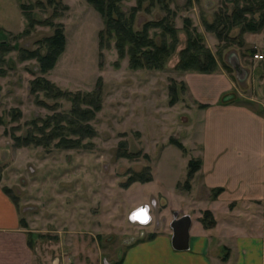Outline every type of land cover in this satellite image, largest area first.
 Masks as SVG:
<instances>
[{"label": "rangeland", "instance_id": "1", "mask_svg": "<svg viewBox=\"0 0 264 264\" xmlns=\"http://www.w3.org/2000/svg\"><path fill=\"white\" fill-rule=\"evenodd\" d=\"M14 1L0 0V15L6 19L3 25L12 31L0 27L1 179L11 188L21 218L35 231L40 248L52 255L73 252L82 260L88 257L91 264H114L128 245L152 234L148 226L128 220L131 211L141 205V197L152 202L151 195H157L154 199L162 209L160 195L186 187L189 161L200 148L192 127L196 105L183 85L184 72L176 68L187 35L180 30L179 45L165 69L132 70L127 58L118 61L114 47L100 49L98 34L104 20L86 0H57L56 4L19 0L31 5L39 20L25 34L27 22ZM166 2L176 12V25L182 28L184 18H191L216 53L219 40L206 30L204 21H214L223 6L232 10L234 4L229 0ZM134 4V0L125 2L126 7ZM144 8L137 14L138 28L167 14L159 0H146ZM52 23L64 24L67 45L55 68L43 74L36 59L23 60L21 54L24 49L38 48L40 40L53 34ZM233 32L239 35L240 28ZM244 40L243 47L236 43L227 48L225 57L228 60V54L236 51L248 77L242 82L234 69L228 73L233 74L241 101L263 103L264 59L255 63L248 49L259 51L264 30L245 33ZM37 76L72 92L91 91L102 78L103 108L92 121L96 136L84 139V145L76 148L56 146L59 138L48 146L20 144L18 137L29 132L40 135L38 128L45 118L72 106L68 98L54 99L43 90L32 93L31 82ZM172 85L177 93L174 104ZM172 139L181 141L186 149L172 144ZM125 149L133 156H122ZM145 171L153 175L152 181L127 185L131 175Z\"/></svg>", "mask_w": 264, "mask_h": 264}, {"label": "crops", "instance_id": "2", "mask_svg": "<svg viewBox=\"0 0 264 264\" xmlns=\"http://www.w3.org/2000/svg\"><path fill=\"white\" fill-rule=\"evenodd\" d=\"M14 3L21 6L19 0ZM5 22L1 13L0 27L11 31ZM260 43L258 52L264 54ZM183 81L196 105L192 127L200 145L194 153L201 160L200 169L184 189L160 195L163 207L153 211L156 221L148 226L155 235L128 245L118 264H264V102L241 101L233 74L222 67L213 73L184 72ZM3 180L0 264H91L88 257L82 260L73 252L63 256L57 250L52 255L40 248ZM151 196L155 200L157 195ZM148 201L141 197V205ZM206 210L215 219L211 227L201 221ZM176 213L192 218L189 247L184 250L173 246L171 223Z\"/></svg>", "mask_w": 264, "mask_h": 264}, {"label": "trees", "instance_id": "3", "mask_svg": "<svg viewBox=\"0 0 264 264\" xmlns=\"http://www.w3.org/2000/svg\"><path fill=\"white\" fill-rule=\"evenodd\" d=\"M103 17L104 28L99 31L100 49L114 47L118 53V61L128 59V66L132 70H163L168 61L175 53L179 42L180 30L187 35L186 46L179 52L180 60L176 68L182 72L193 71L200 73L216 72L221 65L227 71L233 68L225 59V50L233 44L243 47L245 45V33H259L264 29V0H229L234 4L232 10L229 6H223L216 13L212 22L204 21L207 31L213 33L219 40L217 52L214 53L207 46L204 35L193 25L192 19L184 18V25L179 28L175 23L176 12L172 10L166 0H159L162 9L167 14L157 19L148 20L143 23L141 28L136 26V18L139 11L144 8L146 0H134L135 4L126 7L125 2L132 0H86ZM41 1L39 0L38 3ZM50 4H56L57 0H48ZM22 12L27 22V28L23 34L28 33L39 20L34 16L31 5L21 4ZM65 8H69L65 5ZM149 10V8H144ZM55 27L53 34L40 40L39 47L28 50L24 49L22 59H36L39 62L40 71L46 74L53 70L60 57L66 50L67 36L64 24H53ZM239 27V35H234L233 30ZM46 48V52H42ZM249 54L254 56L255 48L248 49ZM218 57H221L219 59ZM186 88L185 83L183 84ZM43 90L49 97L54 99L68 98L72 106L68 111L55 112L43 120L40 135L29 132L26 136L18 137L21 145H50L56 138H59L56 146L63 148H76L83 144L86 138L96 136L97 130L92 124L97 114L103 108V81L100 77L95 89L91 91H64L54 82L45 76H37L31 82V92ZM172 100L176 102V85L171 87ZM45 104V102L41 101ZM47 105V104H46ZM206 107L205 105H202ZM2 122V121H1ZM36 124V123H35ZM47 129H50L47 131ZM74 136H77L75 138ZM172 144L185 150V145L176 139H172ZM122 156L131 157L132 153L124 150ZM201 160L192 158L189 161L188 180L200 169ZM1 180V176H0ZM153 175L148 172H135L130 176L128 184L134 182H150ZM5 191L11 194V188L5 187ZM220 189L217 190V192ZM205 227L215 224V219L210 210L203 212L201 217ZM23 224H26L23 221ZM155 234H150L148 238ZM116 262L114 264H118Z\"/></svg>", "mask_w": 264, "mask_h": 264}, {"label": "water", "instance_id": "4", "mask_svg": "<svg viewBox=\"0 0 264 264\" xmlns=\"http://www.w3.org/2000/svg\"><path fill=\"white\" fill-rule=\"evenodd\" d=\"M228 63L238 74L239 79L243 82L248 77V70L243 66L238 54L236 51H233L228 54ZM233 98V95L226 97L225 99L229 100ZM192 218L188 214L179 216L177 213L171 223L173 229V246L178 250H184L189 247V238H190V227H191Z\"/></svg>", "mask_w": 264, "mask_h": 264}, {"label": "clouds", "instance_id": "5", "mask_svg": "<svg viewBox=\"0 0 264 264\" xmlns=\"http://www.w3.org/2000/svg\"><path fill=\"white\" fill-rule=\"evenodd\" d=\"M155 206L156 201L152 200L150 204L146 203L134 209L133 212L128 215L129 222L139 224L142 227L148 226L153 220L151 212Z\"/></svg>", "mask_w": 264, "mask_h": 264}, {"label": "built area", "instance_id": "6", "mask_svg": "<svg viewBox=\"0 0 264 264\" xmlns=\"http://www.w3.org/2000/svg\"><path fill=\"white\" fill-rule=\"evenodd\" d=\"M254 58L255 59H257V60H262V59H264V54L263 53H258V52H256L255 54H254ZM151 202H148L147 204H150ZM144 204H146V203H144ZM143 205V204H142ZM141 205H139L138 207H140ZM137 207V208H138ZM158 206L156 205L153 209H152V212H151V215L153 216V220H152V222L149 224V225H151L153 222H154V215H153V211L157 208ZM136 209V208H135ZM131 212H133V210L131 211ZM148 225V226H149Z\"/></svg>", "mask_w": 264, "mask_h": 264}]
</instances>
